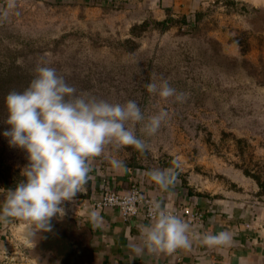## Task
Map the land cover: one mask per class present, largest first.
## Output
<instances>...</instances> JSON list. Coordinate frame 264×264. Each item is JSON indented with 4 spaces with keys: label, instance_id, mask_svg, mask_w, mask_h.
<instances>
[{
    "label": "rangeland",
    "instance_id": "obj_1",
    "mask_svg": "<svg viewBox=\"0 0 264 264\" xmlns=\"http://www.w3.org/2000/svg\"><path fill=\"white\" fill-rule=\"evenodd\" d=\"M135 10L122 0H0V133L8 128L6 96L50 66L74 97L141 107L134 128L145 149L107 144L91 171L112 168L111 158L149 173L173 168L194 193L264 204V13L236 0L165 19ZM164 80L182 101L147 91ZM162 111L159 130L147 134ZM26 164V153L0 135V172L21 182ZM0 187L14 189L1 178ZM12 220L19 237L25 227Z\"/></svg>",
    "mask_w": 264,
    "mask_h": 264
},
{
    "label": "clouds",
    "instance_id": "obj_2",
    "mask_svg": "<svg viewBox=\"0 0 264 264\" xmlns=\"http://www.w3.org/2000/svg\"><path fill=\"white\" fill-rule=\"evenodd\" d=\"M146 89L162 99L175 96L177 101L183 100L166 80L149 82ZM75 92L55 68L42 65L36 68L35 78L24 91H12L6 96L8 128L0 135L9 146L26 153L27 164L20 173L24 179L14 189L4 190L0 219L17 218L28 222L34 232L51 231L52 219L65 214L63 203L81 192L88 182L92 160L102 155L107 144L145 149L134 128L144 120L135 100L109 103L74 97ZM166 117L163 111L150 117L144 130L149 135L155 134ZM110 165L114 170L125 169L117 158H111ZM177 175L173 168L149 173L150 180L162 191L176 182ZM136 199L131 195L124 199L123 205H133ZM150 216V223L140 226L139 242L130 243L136 256L146 250L171 254L191 248V226L183 217L160 201L153 202ZM90 219L94 226L102 225L98 212H91ZM232 241L228 231L204 234L201 239L209 248L228 246Z\"/></svg>",
    "mask_w": 264,
    "mask_h": 264
},
{
    "label": "crops",
    "instance_id": "obj_3",
    "mask_svg": "<svg viewBox=\"0 0 264 264\" xmlns=\"http://www.w3.org/2000/svg\"><path fill=\"white\" fill-rule=\"evenodd\" d=\"M63 1V0H62ZM216 0H122L124 5L136 7L140 16L165 19L176 14L200 12ZM228 1V0H227ZM264 13V0H236ZM120 2V0H115ZM260 31V30H259ZM133 180H138L142 194L154 198L167 207L190 205L202 214L198 223L190 224V249H178L171 254L151 253L147 250L136 256L130 243L139 242L140 226L150 221L143 215L125 218L116 208L97 209L93 205L100 196L101 187L106 183L119 193H127ZM0 187V203L6 193ZM224 198H210L191 191L179 179L167 191H162L149 177V172L125 169L96 168L89 173L87 185L73 200L62 205L67 216L74 217L79 226L89 232L87 252L81 264H264V204L247 199L244 195L230 194ZM96 211L102 218V225L96 227L90 219ZM12 218L0 219V263L4 259L5 237L14 236L22 250L29 256L28 263L22 264H63L51 251L40 246L42 234L34 232L32 226L21 222L25 230L18 235L16 227L9 224ZM187 222V221H186ZM10 228V230H9ZM12 230V231H11ZM228 231L233 241L228 246L209 248L201 243L204 234ZM19 258L21 256H18Z\"/></svg>",
    "mask_w": 264,
    "mask_h": 264
},
{
    "label": "built area",
    "instance_id": "obj_4",
    "mask_svg": "<svg viewBox=\"0 0 264 264\" xmlns=\"http://www.w3.org/2000/svg\"><path fill=\"white\" fill-rule=\"evenodd\" d=\"M131 195L137 197L136 202L133 205L124 206V199ZM155 201L154 198L144 196L139 181L133 180L127 193H119L104 183L101 187L100 196L94 199L93 205L97 209H103L106 207L116 208L125 218L143 215L146 219L151 221L150 208ZM168 209L180 215L189 223H198L202 218V214L195 211L190 205L168 207ZM12 223L16 224L14 221ZM4 240L6 242L5 247L9 248L3 249L4 259L0 264L28 263L29 256L25 254L21 245L18 243V240L15 239L13 235L5 237ZM18 256L21 257L19 258Z\"/></svg>",
    "mask_w": 264,
    "mask_h": 264
},
{
    "label": "trees",
    "instance_id": "obj_5",
    "mask_svg": "<svg viewBox=\"0 0 264 264\" xmlns=\"http://www.w3.org/2000/svg\"><path fill=\"white\" fill-rule=\"evenodd\" d=\"M0 178L8 188H15L19 181H9L0 172ZM21 180L24 178L21 176ZM51 231L43 232L40 246L51 251L63 264H81L88 252V230L79 226L75 218L54 217L51 221Z\"/></svg>",
    "mask_w": 264,
    "mask_h": 264
},
{
    "label": "water",
    "instance_id": "obj_6",
    "mask_svg": "<svg viewBox=\"0 0 264 264\" xmlns=\"http://www.w3.org/2000/svg\"><path fill=\"white\" fill-rule=\"evenodd\" d=\"M88 237H89V235H88ZM87 249H88V252H89V254H90V248H89V246H88V243H87Z\"/></svg>",
    "mask_w": 264,
    "mask_h": 264
}]
</instances>
